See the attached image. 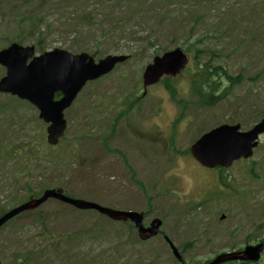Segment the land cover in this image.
<instances>
[{
	"label": "rangeland",
	"instance_id": "rangeland-1",
	"mask_svg": "<svg viewBox=\"0 0 264 264\" xmlns=\"http://www.w3.org/2000/svg\"><path fill=\"white\" fill-rule=\"evenodd\" d=\"M10 42L35 46L36 55L61 48L96 60L128 58L86 84L64 111L67 128L54 146L35 106L0 92V211L62 188L75 199L146 212V223L159 217L188 264L264 236V210L251 225L236 220L264 208V193H256L264 174L253 168L251 178L240 169L264 166V140L222 175L181 153L211 128L239 123L246 130L264 116V0H0V49ZM176 47L189 59L168 82L179 102L164 84L142 97L144 67ZM204 65L216 71L209 76ZM208 89L216 103L198 106L197 92ZM119 165L146 185L147 209L129 188L137 187L117 179ZM228 180L232 193H216ZM0 264L178 263L161 238L140 241L129 221L49 198L0 228Z\"/></svg>",
	"mask_w": 264,
	"mask_h": 264
},
{
	"label": "water",
	"instance_id": "water-1",
	"mask_svg": "<svg viewBox=\"0 0 264 264\" xmlns=\"http://www.w3.org/2000/svg\"><path fill=\"white\" fill-rule=\"evenodd\" d=\"M33 54L34 46H21L15 42L0 50V63L6 67V75L0 79V91L26 99L39 109V118L48 124L47 142L51 145L57 144L63 136L66 128L63 111L71 105L86 81L109 72L116 63L127 58L125 55H107L96 64L88 53L71 54L60 48L43 52L39 56L32 57ZM30 57L32 59L27 63ZM186 64L187 56L180 48L154 57L143 72V87L157 82L163 75L178 74ZM56 92H60L61 97L55 100ZM239 128V124H223L205 132L190 146V154L206 167H227L240 157L251 156L252 149L257 145L258 135L264 133V117L250 130L242 132ZM48 198L61 200L79 209H95L112 219H130L143 239L159 232V219H154L148 227H143L141 213L114 210L93 202L73 199L66 196L60 188L46 189L41 196L29 198L8 210L0 216V227L17 214L35 209ZM263 247L264 243H260L246 246L241 251L222 253L205 264H220L230 260L255 261ZM172 250L181 264H185L177 249L172 246Z\"/></svg>",
	"mask_w": 264,
	"mask_h": 264
},
{
	"label": "flooded vegetation",
	"instance_id": "flooded-vegetation-1",
	"mask_svg": "<svg viewBox=\"0 0 264 264\" xmlns=\"http://www.w3.org/2000/svg\"><path fill=\"white\" fill-rule=\"evenodd\" d=\"M263 138H264V136L262 135L261 139H263ZM236 162H238V161H236ZM236 162H234V163H236ZM247 165H249V166H247ZM253 168L259 169L260 172L262 174H264V166H260L259 162H249L248 164H243V166L240 169L245 170L246 173L251 176V178H255L256 173L254 171H252ZM227 172H228V169L225 170V173H227ZM263 186H264V184H263ZM263 186H261L259 188L260 191H258L256 188V192L257 193H264V187ZM248 212H249V210L247 211L246 215L242 216L243 219L241 220V221H244L246 223V225H251L254 222L256 217H261L263 215V213L259 209L254 210V213H252V214H250ZM241 221H239V222H241Z\"/></svg>",
	"mask_w": 264,
	"mask_h": 264
},
{
	"label": "trees",
	"instance_id": "trees-1",
	"mask_svg": "<svg viewBox=\"0 0 264 264\" xmlns=\"http://www.w3.org/2000/svg\"><path fill=\"white\" fill-rule=\"evenodd\" d=\"M202 69H205L204 71L208 70V75L209 76H211L216 71L215 69H211L207 65L202 66ZM166 78H164V81H165L164 85L167 86V88L170 91L172 97H174L175 94H176V91L169 84V83H171V80L168 77H166ZM197 93H199V95H198L199 96V101H198V104H197L198 106H209L211 104L216 103V100L218 99V97H215V96H213L211 94L212 90H209V89H208V91L197 92ZM58 96L59 95L57 94L56 97H58ZM1 212H3V211H0V213ZM261 240H263V239H261Z\"/></svg>",
	"mask_w": 264,
	"mask_h": 264
},
{
	"label": "crops",
	"instance_id": "crops-1",
	"mask_svg": "<svg viewBox=\"0 0 264 264\" xmlns=\"http://www.w3.org/2000/svg\"><path fill=\"white\" fill-rule=\"evenodd\" d=\"M130 188H131V190L136 191V192L138 193V195L141 197L142 201H143V196L141 195L140 191H139L138 189H134V188H132V187H130ZM143 202H144V201H143Z\"/></svg>",
	"mask_w": 264,
	"mask_h": 264
}]
</instances>
